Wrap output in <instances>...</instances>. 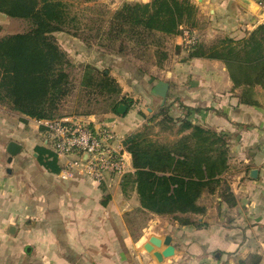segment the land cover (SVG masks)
Instances as JSON below:
<instances>
[{
	"label": "crops",
	"instance_id": "0c3cea01",
	"mask_svg": "<svg viewBox=\"0 0 264 264\" xmlns=\"http://www.w3.org/2000/svg\"><path fill=\"white\" fill-rule=\"evenodd\" d=\"M99 1L113 11L125 1L149 0ZM190 1L198 9V20L211 23V37H235L264 22V0H248L255 6L253 12L240 0ZM60 34L68 42L72 40L77 54L89 56L85 64H93V54L103 53L96 47H86L76 37ZM162 37L175 45L174 50L183 45L182 35ZM102 59H110L106 69L120 87L121 76L128 75L127 87L134 95L128 96L122 87L121 94L131 99L132 105L123 114L77 116L105 122L122 144L164 106L174 120L227 133L229 169L223 179L234 205L223 201L219 188L199 199L204 214L177 215L187 217L189 224L181 225L176 220L169 224L171 216L146 212L153 222L149 223L150 218L141 233L134 232L126 221L127 214L139 209L133 187L127 194L121 191L122 183L106 189L84 178L61 180L59 172L53 173L37 161L36 148L44 146L28 137L30 133L37 134L35 120L0 105V264H235L237 259L244 260L252 254L259 255V264H264V109L257 111L239 103V90L233 88L224 64L217 60L188 57L175 61L167 52L161 66L154 61L146 71L114 55L103 53L96 60L102 63ZM122 64L128 65L126 70L119 67ZM181 71L187 75L185 79ZM159 82L168 84L164 102L153 92ZM140 102L151 112L148 116L138 107ZM16 120L26 124L25 128ZM12 141L21 147L15 156L6 151ZM236 150L243 151L242 158H237ZM56 164L60 171L57 161ZM127 164V173H132L130 155ZM253 170L257 171L255 178L251 177ZM171 230L175 233L169 235L175 253L157 261L143 245L151 236L163 238ZM7 247L10 249L4 250ZM26 247H30L27 253L33 257L28 261ZM162 249L163 246L155 248Z\"/></svg>",
	"mask_w": 264,
	"mask_h": 264
},
{
	"label": "trees",
	"instance_id": "16d2710c",
	"mask_svg": "<svg viewBox=\"0 0 264 264\" xmlns=\"http://www.w3.org/2000/svg\"><path fill=\"white\" fill-rule=\"evenodd\" d=\"M71 1L0 0V14L26 26L22 32L0 38V105L25 119L57 120L68 115L62 114L61 106L74 88L72 63L59 46L56 33L69 34L106 54L155 49V64L161 66L167 59V52L160 48L161 37L182 35L183 29L192 31L199 23L198 9L190 0L125 1L106 20H93L92 24L71 14ZM79 1L88 4L97 0ZM188 51L189 58L222 62L233 88L240 89L239 103L257 106L254 88H264V22L244 30L240 39L227 35L211 44L196 42ZM80 69L76 87L98 93L103 102L101 109L81 114H117L119 106L131 107L132 100L121 94L108 69L99 70L92 64H83ZM125 142L133 172L123 177L122 185L134 188L138 212L169 215L187 225L188 218L177 215L204 214L199 199L219 188L223 201L234 205L223 179L229 169L227 133L174 120L164 106ZM36 152L41 166L59 172L52 151L37 147ZM259 263L257 254L237 259V264Z\"/></svg>",
	"mask_w": 264,
	"mask_h": 264
},
{
	"label": "rangeland",
	"instance_id": "374dc122",
	"mask_svg": "<svg viewBox=\"0 0 264 264\" xmlns=\"http://www.w3.org/2000/svg\"><path fill=\"white\" fill-rule=\"evenodd\" d=\"M99 0H97L95 3H88V4H84L79 0H74L71 1L73 2V7L71 8V14H78V16L81 18V21H83L84 23L87 24H92L93 20H97V19H105L108 18L110 16V14L112 12H114L115 10H111V8L106 5L105 3H101ZM150 1V0H149ZM148 1V2H149ZM130 2H138V1H130ZM142 3V2H140ZM121 6V5H120ZM119 6V7H120ZM118 9V8H117ZM105 13V14H104ZM83 15V17H82ZM205 18H207V16H205ZM199 23L197 24L196 28H192V32L194 33L193 36L195 37V41L196 42H202L205 44H211L212 42H214L217 38L223 37V36H227L226 34L222 35H216L215 37H211V23H206L205 21H198ZM263 23V22H261ZM105 25V24H104ZM103 25V26H104ZM25 24L22 23V21L20 20H16V19H11L6 17L5 15L0 14V38L7 36V35H12V34H16L19 32H22L23 30H25ZM254 27H252L251 29H248L247 31L252 30ZM244 30V29H243ZM191 31V30H190ZM183 32V31H182ZM244 36V32H242L240 35L238 33V35H236L234 38L236 39H240ZM56 40L58 41V43L60 44V46H62L63 49L67 50L68 53V57L70 59V61L72 62V68H70V72H71V76L73 78V90L70 93V95L68 97H66L63 101V104L61 106V112L62 114H68L67 116L64 117H69L72 115H83L81 113H84L85 111L89 110V109H101L103 102L102 100V96L99 95L98 93H95L93 91H89V90H79L78 87H76V83H77V77L79 76V74L81 73V65L85 64V62H88L87 59L89 60V56H82L80 54H77L78 52V48L74 46V44L71 42L72 40L70 39V41L68 42L67 37H64L63 34L60 33H56L55 35ZM74 41V40H73ZM161 43L162 46L160 47L163 51H165V49L169 50L167 51L168 54H171V59L177 61L178 58H182V59H186L189 57L188 55V50H186V48L184 47V45L180 47H177L176 50H174V46L175 45H171V43L169 42V40L167 41L164 37H161ZM155 49H148L146 50V52L144 51H140V50H135L136 52H131V51H126L125 54H119V55H115V54H110V55H114L117 57H120V59H125L127 60L130 64L131 62H134V64H138L139 69L140 70H148L151 66V64L154 62V58H155ZM176 53V54H175ZM103 54V53H102ZM102 54H93L92 56V65H94L97 69L99 70H103L106 69V66L108 65V62H110V59L104 60L102 59L101 62L102 63H98L96 59L99 58V56H102ZM79 55V56H78ZM109 55V54H107ZM176 55V57H175ZM107 61V63H106ZM128 65H120L119 67H122V69L124 70ZM136 66V65H135ZM134 66V67H135ZM126 70V69H125ZM128 70V69H127ZM150 70V69H149ZM129 71V70H128ZM136 70L133 71V75H137V72H135ZM227 72V71H226ZM111 73V72H110ZM181 75L182 78L185 79L186 78V74H184V71H181ZM123 78V80L121 79L120 84L122 87L123 91H126V94L128 96H132L131 94L134 95V93L132 92V90H130L127 87L128 84V75H123L121 76ZM239 90L240 93V89ZM254 99L257 101V106H252V108L258 109H264V88L262 87H255L254 88ZM134 98V97H133ZM166 100V99H165ZM144 102H140V105H138V107L142 108L147 114V116L151 113V112H147L146 105L143 104ZM138 103H136L137 105ZM22 120V119H21ZM20 121V120H19ZM18 120H16V122H18V124L20 123ZM14 124V123H13ZM25 125H21L20 126L25 128ZM32 126L28 125L27 129L31 130ZM142 127L139 128V130H141ZM29 139H33L35 140V143L37 144H43L44 142V136L43 134L38 130L37 134L34 135L33 133H30L28 135ZM160 140H163L164 137H160ZM237 158H242L243 157V151H239L236 150L235 152ZM32 154L29 155V157H31ZM130 186L121 188V191H127V194L132 192V189H129ZM126 195V194H124ZM151 218V219H150ZM153 217H150L149 214L141 212L138 210L131 212L130 214H128L126 216V221L128 222L129 225H132L131 227L134 229V232L138 231L140 232L142 227L148 223L149 219L150 222L152 223ZM166 221V220H165ZM169 224H172L174 221V218L171 216L168 219ZM141 233V232H140ZM175 235L174 231H168L166 232V234L170 235V234ZM10 248H5L4 250H9ZM30 249V247H26L25 248V259L26 261H28L27 258H33L31 256H29L27 253V250ZM148 253V252H147ZM152 254V253H149ZM171 258V257H170ZM235 264H237V262H235Z\"/></svg>",
	"mask_w": 264,
	"mask_h": 264
},
{
	"label": "built area",
	"instance_id": "2783aa9c",
	"mask_svg": "<svg viewBox=\"0 0 264 264\" xmlns=\"http://www.w3.org/2000/svg\"><path fill=\"white\" fill-rule=\"evenodd\" d=\"M193 34L183 29L186 50L196 43ZM35 123L44 136L43 146L52 151L60 166L61 180L84 178L106 189L122 183L130 154L105 122L69 116Z\"/></svg>",
	"mask_w": 264,
	"mask_h": 264
},
{
	"label": "water",
	"instance_id": "95a60500",
	"mask_svg": "<svg viewBox=\"0 0 264 264\" xmlns=\"http://www.w3.org/2000/svg\"><path fill=\"white\" fill-rule=\"evenodd\" d=\"M240 2L245 8H247L251 12H253V10L255 9V6L248 0H240ZM167 91H168V84L165 82H159L153 90V92L158 97H160L163 102L165 101L167 97ZM125 110H126V107L121 105L118 108V113L123 114ZM123 145L126 146L125 141ZM20 149H21L20 145L12 141L7 144L6 151L10 156H15L16 154L19 153ZM256 175H257L256 170L251 171V177L255 178ZM161 246H163L162 250L160 251L155 250V248L158 249ZM143 248L145 249L146 252H151L157 261H162L163 258H170L175 253V248L172 245V238L169 235L164 236L163 238L151 236L148 239V241L143 245Z\"/></svg>",
	"mask_w": 264,
	"mask_h": 264
}]
</instances>
